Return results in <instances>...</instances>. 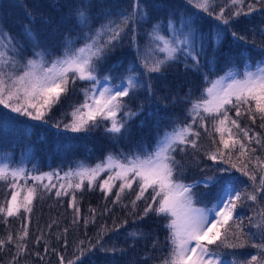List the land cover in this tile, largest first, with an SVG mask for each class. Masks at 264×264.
Wrapping results in <instances>:
<instances>
[{"label":"snow or ice","instance_id":"6c2138e0","mask_svg":"<svg viewBox=\"0 0 264 264\" xmlns=\"http://www.w3.org/2000/svg\"><path fill=\"white\" fill-rule=\"evenodd\" d=\"M256 4L264 5V0L248 3L245 12V0H227L225 7H220L216 12V0H184L179 10L173 8L168 11L166 19L153 22L149 9L163 5L133 0L130 12L119 9L113 13L105 9L94 14L91 0H79L77 5L70 6L68 19L74 21V25L59 43V55L43 46L31 28L25 27L23 35L32 49L31 57L27 59H24V45L0 28V133L6 134L19 128L24 138H30L36 128L48 126V113L68 92V85L85 81L90 86L83 89V103L70 113L72 119L69 123L61 127V122L57 121L51 125L53 136L58 140H70L73 137H67L66 133H87L99 127L100 121L109 122L105 132L114 138L131 135V121L143 115L145 109L141 106L133 111L125 98H131L141 89L152 95L153 86L146 83V79H153V73L161 74L165 66L178 63L181 59H190L197 71L201 57L211 64L218 59L220 47L229 34L237 47L247 43L245 36L231 29V23L241 15L247 16L256 11ZM229 6L235 9L231 17L225 15V9ZM206 17L219 21L208 32L201 30ZM98 20L102 22L94 28ZM144 24H151V27L141 33L139 30ZM73 31L75 36L72 35ZM129 31L132 33L130 43L140 60L139 66L135 61L130 62L126 69L128 74L121 77L118 83L111 75L100 76L98 69L122 45ZM259 34L264 37V29ZM140 35L146 37L143 51L137 39ZM77 44L80 46L77 47ZM209 48L212 50L210 58ZM227 59L231 67L224 76L211 81L204 77L209 86L199 99L191 101L189 113L192 123L176 125L163 135L158 132L151 151L137 145V149L128 154H109L92 167L81 163L63 175L58 172L32 175L22 166L11 167L9 154H3L0 182L10 180V187L15 189L19 181L31 180L33 186L25 187L26 194L20 201L17 199L18 193L12 191L7 207L0 205V214L14 217L21 211L30 213L38 183L45 191L55 189V195L60 197L70 191L81 190L85 180L91 188L101 173L106 172L107 178L99 183V187L107 195L119 181L114 203L119 201L125 190H134L135 184L138 191L136 199L132 201L133 207L136 201L150 198L144 215L154 212L168 220L165 227L170 249L162 264H264V209L248 218L250 228H256L257 232L246 233L243 217L237 212L245 201L257 202L258 196L264 193V158L257 156V148L252 146L255 144L264 151V136L257 133L250 135L247 127H241L238 120L229 115L234 110L236 117L247 115L253 124L259 119L262 122L260 127L264 128V58L256 61L253 67L251 60L244 57L242 72L235 64V57L229 54ZM152 115V112L147 113V117ZM21 117L27 120H21ZM209 117L213 120L215 133L219 134L216 149L206 153L207 160L212 164L200 168L203 174L200 179L183 183L184 170L176 159V153L184 152L189 145L197 148L200 133L194 130L193 125L199 120L200 126L205 127L204 122ZM213 143L216 141L213 140ZM28 155L29 149L25 148L23 156ZM257 173L259 184L256 183ZM54 177L59 187L52 183ZM241 177L252 182L251 191ZM45 180L48 183H43ZM206 200L212 201L210 206H195ZM74 201L73 196L70 207H75ZM75 211L79 213V208H75ZM139 235L129 233L135 238H139ZM27 236L25 224L22 232L15 237L10 234L6 240L0 239V249L15 243L22 253L23 244L17 242L24 241ZM257 236L262 242L251 244L257 249V254L243 261L228 260L227 256L235 254L210 247L243 248ZM97 245H100V240L91 247L81 249L80 256L68 260L67 264H83V257ZM101 250L116 251L115 248L104 249L102 246ZM60 264H65L62 256Z\"/></svg>","mask_w":264,"mask_h":264},{"label":"trees","instance_id":"16d2710c","mask_svg":"<svg viewBox=\"0 0 264 264\" xmlns=\"http://www.w3.org/2000/svg\"><path fill=\"white\" fill-rule=\"evenodd\" d=\"M91 2L93 4L91 11L94 14L101 13L105 9H110L113 13L119 9L130 12L133 4V0H91ZM144 2L163 5V7L149 9L153 22L156 19H166L169 10L173 8L179 10L184 4V0H144ZM253 2L254 0H245V12H247V4ZM78 3L79 0H1L0 27L24 45V59L30 58L32 54L31 44L23 35L26 26L31 28L43 46L50 48L55 55H59L61 49L58 45L74 25V21L68 19L70 6ZM226 3L227 0H216L215 11L219 12V8L225 7ZM126 5L129 6V10L125 7ZM188 7L191 8L190 5ZM255 7L256 11L247 16L241 15L231 23V29L245 36L247 43L237 47L229 34L220 47L218 59L211 64L206 63L205 57H201L200 68L197 71L190 59L187 61L181 59L178 63L165 66L161 74L153 73V79H146V83L153 86L152 95H149L145 89H141L131 98H125L133 111L141 106L145 109L143 115L131 121L129 125L131 135L114 138L105 132L109 122L100 121L99 127L87 133H66L67 137H73L70 140L55 138L51 125L57 121L61 122V127L64 123H69L72 119L70 113L84 101L83 89L90 86L88 82L77 81L75 84L68 85V92L48 113V126L36 128L30 138H24V133L19 128L6 134L0 133V161L3 154L7 153L11 167L22 166L32 175L48 172H58L63 175L64 172L77 168L81 163L92 167L102 162L109 154H128L135 151L137 145H142L151 151L156 143L158 132L163 135L165 131H170L176 125L184 126L192 123V116L189 113L191 101L199 99L204 89L208 87L205 76L211 81L231 67L227 59L229 54L235 57V64L240 71L243 70L244 57L249 58L252 65L264 58V50H262L264 37L259 34L260 30L264 29V5L256 4ZM234 11L235 9L231 6L226 7L225 15L231 17ZM101 22L98 20L93 27L95 28ZM218 23L219 21L206 17L201 30L208 32ZM150 27L151 24H144L139 31L143 33ZM75 34L73 31L72 35L75 36ZM131 38L132 33L129 31L122 45L118 46L98 69L100 76L111 75L116 78L115 81H118L128 74L126 69L130 62L135 61L139 66L140 60L137 59V53L130 43ZM137 39L143 51L146 37L140 35ZM211 56L212 50L209 48L208 58ZM141 71H143L142 68ZM148 112H152L153 115L147 117ZM229 115L237 119L241 127H247L250 135L257 133L264 136V128L260 127L262 122L259 119L253 124L247 115L236 117L234 110L230 111ZM20 119L27 120L26 117ZM204 123L205 127H201L200 121L197 120L193 125L194 130L200 133L197 148L189 145L184 152L176 153V159L181 162L184 170L183 183H192L200 179L203 175L200 168L212 164L207 160L206 153L216 149L219 144V134L214 131L212 118H206ZM213 140L216 141L215 144ZM252 146L257 148L256 155L264 158V151L255 144ZM25 148L29 149L27 157L23 156ZM221 166L227 167V165ZM106 174V172L101 174L91 188L87 186V180H85L81 190L70 191L69 194L60 197L55 195V189L45 191L38 183L37 195L33 199L30 213L21 211L14 217H5L0 214V239L6 240L10 234L15 237L22 232L25 224L28 230L26 239L17 242L23 244L22 253L18 251L17 244H8L0 249V264H60L61 256L67 264L68 260L80 256L81 249L91 247L97 240H100V245L83 257V264H162L168 257L170 249L167 242L168 230L165 227L168 220L157 216L154 212L144 215V208L150 202V198L136 201L133 207L132 201L136 199L138 191V186L135 184L134 190H125L119 201L114 203L119 181L116 182L112 191L105 195L99 183L107 178ZM241 179L251 191L252 182L246 177ZM10 182V180L0 182V205L5 208L7 201L11 199L12 191L18 193L17 199L20 201L26 194L25 187L33 186L31 180H21L17 187L12 189ZM43 183L48 181L45 180ZM52 183L59 187L55 177ZM256 183L259 184V173H257ZM200 190L196 189V191ZM73 196L75 207H70ZM145 197H148V193ZM211 202L206 200L196 203L195 206H210ZM75 208H79V213L75 211ZM262 209H264V193L258 196L257 202L245 201L244 205L237 209L239 215L243 217L246 233L257 232L256 228H250L248 218ZM133 232L140 234L139 238L129 236V233ZM261 242L257 236L243 248L210 247L217 251L234 253L235 256L226 257L228 260L243 261L250 259L252 254H257V249L251 247V244ZM101 246L104 249L115 248L116 251H103Z\"/></svg>","mask_w":264,"mask_h":264},{"label":"rangeland","instance_id":"374dc122","mask_svg":"<svg viewBox=\"0 0 264 264\" xmlns=\"http://www.w3.org/2000/svg\"><path fill=\"white\" fill-rule=\"evenodd\" d=\"M0 2H1V0H0ZM128 10L130 9L129 8V6H125ZM1 28V27H0ZM255 65H253V67H254ZM226 71H228V70H225L224 72H222L219 76H216L214 79H212V80H216V79H218L219 77H221V76H224V74L226 73ZM243 70H241V72H242ZM115 82H119V80L118 81H115ZM209 86V85H208ZM101 174H103V173H101ZM107 175H108V173L105 175V177H107ZM196 207H199V206H196Z\"/></svg>","mask_w":264,"mask_h":264}]
</instances>
